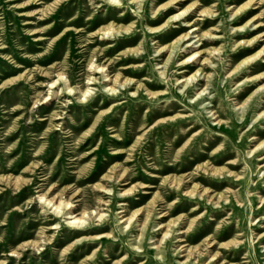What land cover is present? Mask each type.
Segmentation results:
<instances>
[{
    "label": "rangeland",
    "instance_id": "rangeland-1",
    "mask_svg": "<svg viewBox=\"0 0 264 264\" xmlns=\"http://www.w3.org/2000/svg\"><path fill=\"white\" fill-rule=\"evenodd\" d=\"M263 59L264 0H0V264H264Z\"/></svg>",
    "mask_w": 264,
    "mask_h": 264
},
{
    "label": "bare ground",
    "instance_id": "bare-ground-1",
    "mask_svg": "<svg viewBox=\"0 0 264 264\" xmlns=\"http://www.w3.org/2000/svg\"><path fill=\"white\" fill-rule=\"evenodd\" d=\"M115 1V0H113ZM103 33V32H102ZM189 47V46H188ZM264 60V59H263ZM98 68V67H96ZM100 68V67H99ZM106 74V73H105ZM59 75V74H58ZM61 75V74H60ZM59 75V76H60ZM62 77V76H61ZM60 79V78H59ZM200 80V79H199ZM56 82V79H54V81H51V85L54 86V83ZM50 83V82H49ZM109 83V82H108ZM57 86V85H56ZM69 87V86H68ZM68 89V88H67ZM107 89L111 90V91H115V87L114 86H109ZM69 90H71V88L69 87ZM88 90V88H86L84 90V92H86ZM202 91H199L198 94H200ZM214 118V117H213ZM123 193V192H122ZM191 194H193L191 192ZM41 198H43V201H45V203H47L49 206H51L57 213L61 211V208L63 206H66V208L68 209V211H66V215L65 217L68 218L66 220V223L71 225V226H75V227H82L85 223H86V219H85V212H83L81 215L77 216L76 213H73L72 210L70 209L71 206H73L69 201H58L57 203L52 201L51 199H46L44 198V196L40 195ZM102 201V200H101ZM103 202V201H102ZM121 211V210H120ZM103 215V213L101 212L98 217H101ZM123 219L126 221V224L124 227H128L131 223V217H123ZM58 225H52L51 227H57ZM169 235L168 231H164L161 239L165 238ZM98 237V236H97ZM161 241V240H160ZM136 247H138V245H135ZM157 246V245H156ZM185 243H181L178 247V251H184L186 250ZM184 247V248H183ZM159 253V252H158ZM160 257L162 256L161 254L159 255Z\"/></svg>",
    "mask_w": 264,
    "mask_h": 264
}]
</instances>
